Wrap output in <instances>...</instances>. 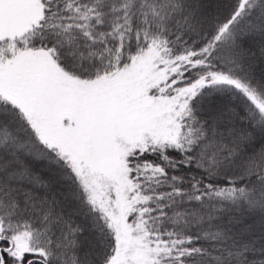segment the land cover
Wrapping results in <instances>:
<instances>
[{"label": "snow or ice", "instance_id": "1", "mask_svg": "<svg viewBox=\"0 0 264 264\" xmlns=\"http://www.w3.org/2000/svg\"><path fill=\"white\" fill-rule=\"evenodd\" d=\"M0 264H264V0H0Z\"/></svg>", "mask_w": 264, "mask_h": 264}]
</instances>
